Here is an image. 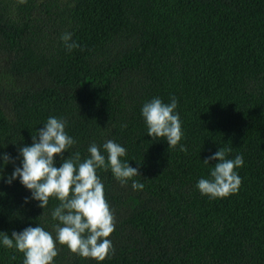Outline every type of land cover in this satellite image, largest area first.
<instances>
[{
	"label": "trees",
	"instance_id": "16d2710c",
	"mask_svg": "<svg viewBox=\"0 0 264 264\" xmlns=\"http://www.w3.org/2000/svg\"><path fill=\"white\" fill-rule=\"evenodd\" d=\"M64 33L80 47L69 52ZM172 97L183 133L175 148L148 136L141 114ZM50 116L75 140L63 159L83 161L92 143L107 156L111 139L140 174L122 185L97 170L114 252L96 261L57 243L53 264H264V0H0V156L15 161L6 176ZM219 148L243 155L242 183L213 199L196 184ZM30 197L19 179L0 180V232L39 225L55 237L60 201L42 209ZM23 260L0 243V264Z\"/></svg>",
	"mask_w": 264,
	"mask_h": 264
},
{
	"label": "clouds",
	"instance_id": "9594fccd",
	"mask_svg": "<svg viewBox=\"0 0 264 264\" xmlns=\"http://www.w3.org/2000/svg\"><path fill=\"white\" fill-rule=\"evenodd\" d=\"M25 3L26 0H19ZM65 48L71 52L80 47L72 40V33L61 36ZM177 100L171 98L170 103H164L159 98L146 102L141 114L147 125V135L154 138H165L169 147L175 148L182 138L181 121L176 113ZM66 121L50 116L44 127L32 136L30 146L18 148L22 157L21 166L14 168L11 175L4 172L9 163H15L7 153L0 156V180L8 185L16 179L31 192V200L39 202V207L45 209L50 197L60 201L51 212L55 237L43 227H27L21 232L13 231L11 237L0 232V243L8 249H15L24 256L23 264H53L58 255L57 243L67 246L75 254L83 258L103 261L110 252H114L112 242L108 237L115 230L114 215L104 196V186L98 169H110L114 177L123 185L135 176H140L138 168H133L128 161H122L126 149L109 139L100 147L92 143L88 148V158L81 161L80 153L75 152L67 159L63 153L75 144V140L65 131ZM180 151H187L180 145ZM69 152V151H68ZM231 148H219L213 155L204 159L205 164L217 161L210 170L209 178H201L196 188L202 195L210 198H224L238 191L242 180L236 172L244 164L242 154L228 158ZM62 158L60 167L55 166V157ZM133 190H142L144 185L133 180ZM29 198H25V203ZM43 215V213H42Z\"/></svg>",
	"mask_w": 264,
	"mask_h": 264
}]
</instances>
